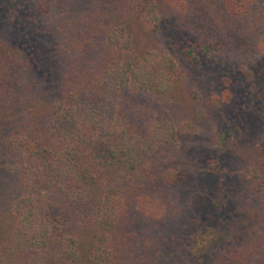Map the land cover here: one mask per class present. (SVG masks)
I'll list each match as a JSON object with an SVG mask.
<instances>
[{
    "label": "trees",
    "instance_id": "obj_1",
    "mask_svg": "<svg viewBox=\"0 0 264 264\" xmlns=\"http://www.w3.org/2000/svg\"><path fill=\"white\" fill-rule=\"evenodd\" d=\"M21 1L46 23L60 60L51 66L39 47L26 56L11 34L17 13L0 0V138L21 181L9 210H0V264H163L161 235L176 228L171 239L183 238L193 210L176 160L184 130L167 108L177 64L151 37L164 15H184L189 0ZM255 5L264 16V0L221 4L233 19ZM222 47L203 37L183 52L199 64ZM43 64L50 96L25 81ZM244 163L248 197L239 205L258 232L228 234L213 261L202 236L195 264H264V159ZM227 203L217 197L213 206L222 214ZM218 236L214 227L210 241Z\"/></svg>",
    "mask_w": 264,
    "mask_h": 264
},
{
    "label": "rangeland",
    "instance_id": "obj_2",
    "mask_svg": "<svg viewBox=\"0 0 264 264\" xmlns=\"http://www.w3.org/2000/svg\"><path fill=\"white\" fill-rule=\"evenodd\" d=\"M11 1L5 0L6 7L17 13L15 24L23 34L19 37L18 31H12L14 42L18 40L31 58L36 53L34 48L39 47L45 62L55 66L60 57L57 48L50 51L53 45L45 35L46 23L37 17L34 20L31 9L21 0ZM223 1L189 0L184 15H164L151 37L152 45L177 64V83L167 96V108L173 110L176 123L184 130L176 160L185 173L183 190L193 210L190 224L185 220L188 229L183 238L171 239L169 231L176 228L161 235L163 264H195L202 236L209 245L207 256L213 261L231 235L246 240L250 232H258L256 219L239 201L248 197V181L243 178L245 158L264 159V16L255 5L245 17L233 19L223 11ZM27 33L29 39L23 38ZM203 37L217 38L223 47L193 64L183 50L188 42L199 46ZM47 68L34 65L25 76L27 83H33L36 95L50 96L49 79L41 78ZM213 98L218 101L215 107ZM20 193L19 173L1 136L0 210H9ZM217 197L228 202L222 214L213 206ZM214 227L219 236L217 241H210Z\"/></svg>",
    "mask_w": 264,
    "mask_h": 264
}]
</instances>
